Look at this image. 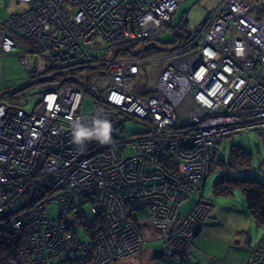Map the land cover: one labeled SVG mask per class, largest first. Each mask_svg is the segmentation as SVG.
Here are the masks:
<instances>
[{
  "label": "built area",
  "instance_id": "1",
  "mask_svg": "<svg viewBox=\"0 0 264 264\" xmlns=\"http://www.w3.org/2000/svg\"><path fill=\"white\" fill-rule=\"evenodd\" d=\"M14 1L10 13L0 17V54L18 50L20 62L34 68L38 58L33 55L31 62L26 51L42 52L43 71H52L44 79L56 76L29 111L23 109L26 98L10 105L0 101V229L10 225L27 239L15 264L23 255L25 264H53L56 257L90 252L92 243L77 237L85 215L81 204L90 207L96 249L103 244L125 258L122 244L133 245L140 234L130 219L112 225L116 217L110 215L117 212L108 208L128 187L126 175L135 172V193L146 179L152 195L164 179L166 188L173 184L168 190L172 198L183 194L177 204L168 202L172 216L163 218L147 208L144 218L167 226L162 233L170 232L165 251L179 256L204 222L200 214L207 203L198 201L185 212L180 206L192 187L202 188L222 137L255 131L264 143V11L250 0H220L204 22L189 28L183 27L184 15L172 24L179 0ZM176 29L186 35L184 53L171 49L173 58L150 73L152 93L137 94L133 79L142 63L115 56L114 48ZM13 33L27 38L25 48L17 49ZM30 33H36L33 42ZM107 48L113 55L101 58L102 70L75 73L93 69L89 56L99 59ZM93 92L108 106L84 114L83 100ZM131 113L148 122V133L140 129L129 136L122 131L124 120L134 119ZM94 117L110 121L111 143L75 145L74 123L91 126ZM239 121L249 123L241 126ZM168 145L170 154L162 150ZM129 147L133 152H127ZM154 156L162 162L159 173H153ZM50 203L56 205L54 216L45 211ZM123 213L130 216L131 211ZM138 239L141 248L142 237ZM244 264H264V236Z\"/></svg>",
  "mask_w": 264,
  "mask_h": 264
},
{
  "label": "rangeland",
  "instance_id": "2",
  "mask_svg": "<svg viewBox=\"0 0 264 264\" xmlns=\"http://www.w3.org/2000/svg\"><path fill=\"white\" fill-rule=\"evenodd\" d=\"M0 1H1L0 17L5 18L10 13V11L15 7V2L14 0H0ZM219 1L220 0H179L178 9L172 15V24H176L180 19L181 14L186 12L187 21L186 23L183 22L184 24V25L182 24L183 27L188 26L190 28L196 26L205 21L206 17L211 14V12L215 9ZM250 1H252V3L254 4L256 3L258 5V9L264 11V0H250ZM254 7L255 6H253L252 8L253 10ZM1 30H3V26L0 24V31ZM178 33L181 34L180 41L178 42L179 44L175 47V49H173V51L175 50L180 54L184 53V43H185L184 36L186 35L184 34L183 30L179 31L176 29L170 32H164L158 34L155 38L157 42L156 44H158L161 48L166 49L170 46L169 43L176 39ZM12 36L14 37V35ZM28 37L32 40V42L35 41V39L37 38L36 33H30ZM21 40L18 43L19 47L17 49L25 48L23 44L26 41H24V39ZM34 44L37 47L39 46L38 45L39 43H34ZM126 44L128 43L124 42V44L120 45L121 46L120 48H122V46H126ZM140 44H141V39H140ZM154 48L148 51L145 49H141L139 53L133 56L134 58L139 60V63H142L141 68L138 69V72L134 76L133 80L135 84H140L139 80L146 81L148 85L155 83V80L151 78L150 73L154 72V70L158 65L163 67L165 63L167 64V62L173 58L170 55L172 52L171 49L168 50L169 52V56H168V54L166 53L167 51L165 50L160 51ZM191 50L190 52H193V48ZM119 52L122 51L119 50ZM41 53L42 52H34L33 54L32 52H29V50L26 51V54L29 56L31 62H33L32 61L33 55H36L38 58L37 63L35 62L36 64L33 62V64L36 66V70L29 67V69H32L31 78L32 79L39 77L43 78V80L41 79L34 80V82L35 81H40V82H37L32 85L30 84L31 81H30V73L28 72V65L25 63L22 64L20 62L19 56L17 55L16 51L0 54V83L2 84L5 83L6 87L10 89L18 87L19 85L20 86L26 84L30 85L13 94L15 98L13 101L11 100L12 104H14L15 102L17 104L22 98L25 97L27 99L26 100L27 102L23 105V109L26 111H29L33 108L35 103L39 100L41 93L43 89L46 87V85L49 82L50 83H53V81L55 82L54 78H52V80L44 79L46 74H51L52 71L51 69L43 71L45 69L43 67L45 66V60L42 57ZM112 53L113 52L111 48L110 49L107 48L99 59H95L89 56L90 58L93 59L90 60V62H94V64L91 65L94 66V68L91 69V67L89 68L84 67L85 69H79L75 73L83 76V73L90 74V72L95 69L102 70L103 68L100 67V63H99L101 58L103 56L113 55ZM140 53L144 55H141ZM160 56H163V60L159 58ZM34 72L38 74L36 75ZM33 75L36 76L32 77ZM47 80H49V82ZM93 83L95 82L94 81L90 82L91 85ZM131 85L132 83L129 82L128 87L131 88ZM91 97H96L98 101H103V99L100 96H97L94 92L91 94ZM102 103L103 105L101 106V108L104 106L103 109H105V107L108 105L104 101ZM83 110L85 113L96 111L93 100L91 98L89 97L84 98ZM130 117L134 119L124 120L123 123L124 127L122 131L127 134L129 133L132 134L137 132V130L141 127L143 120L138 115L133 113H131ZM247 123L249 122L243 121L240 122V124L238 125L242 126V125H246ZM150 124L152 125V123ZM233 131H239V129ZM118 132L120 133V131ZM188 135L189 134H186V137H188ZM259 136L260 135H258L257 132L255 131H249L246 135H240L238 133H235L229 136H223L218 144L217 157L216 159L211 161V164H213L219 159L226 160L231 145L239 146L243 150L250 152L251 155V164H250L251 167L249 168V170L241 172L240 176H249L264 183V144ZM189 137L191 140L194 139L192 136ZM205 141L206 140L202 142V145L203 143H205ZM171 148L172 146L168 145L164 147L162 150L165 151L166 154H170ZM156 158H157L156 156H154V159L152 158L154 165L157 167L153 173H159L158 168L160 163H162L158 158L157 159ZM129 174L131 175H126L125 177L126 181H124L125 184H127L128 186L124 190L125 192H123L120 199L117 201L116 205H114L113 207L109 206L108 208V209L114 208V211L117 212L116 216L114 214L110 215V217L113 218L116 217V219H113L114 221L112 225L122 224L127 219L128 220L130 219L128 214L123 212H129V210L131 211V214L134 212V209H136L138 205L137 206L130 205V203L132 202L133 203L141 202L143 207L147 206L148 208H150V210L154 211L155 214H158L163 218H167L168 215L172 216L170 211H168L166 207L167 205H169L168 202L172 199L174 203L177 204L183 195L182 193H177L172 198V195L168 190L173 189V184L172 186L166 188L165 185L166 183L165 180L163 179L164 181L161 180L160 184L158 185L160 190L157 192H153L152 195H150L151 193L147 191L148 184H146V179H144V181H140L138 183V192L135 193L133 191L132 184H134L137 181L139 177V172H135L133 174L129 173ZM216 176H217L216 170H211L206 178V184L203 193H204V197L207 198L211 204L208 203L205 204V208H203L204 211L203 213L200 214V218L202 222L203 221L205 222L209 218L210 219L208 220L209 223L203 226L200 237L193 242L194 246L192 245L193 246L192 250L196 251L195 247L199 248L196 261L199 260L200 254L203 257H205L204 256L205 254L206 257L209 256L213 258L211 261V263L213 264H242L243 260L250 255L253 245L257 243L262 236H264V224L260 226H257L255 224L247 209L245 197L240 188L233 187L232 191L227 194L215 193L214 182ZM131 194H134L135 197L129 198ZM191 202L192 201L186 202L184 204V208L190 205ZM156 203L158 206L156 205ZM119 204H121V209L123 212L121 210H118ZM45 211L54 215V213L56 212V205L54 203L48 204L46 206ZM108 211L113 213V211L110 210ZM194 211H197V208ZM210 212H211V216H210ZM144 223L146 227L145 232L149 233L150 236H154V237H159L160 235H162L163 230L167 227L166 225H162L160 223H155V222L153 223L144 222ZM184 223L187 224L185 220L182 224ZM1 229L0 231H2ZM91 229L93 230V228ZM169 233L170 232L166 233L165 235L163 234L161 236L164 241L163 243L164 246L166 245L165 243L169 244V239H168ZM138 238L140 237L137 236L135 237V241L133 245L122 244V247L125 248L124 250L125 252L123 251L125 258L129 259L131 257L138 256L142 252L140 248L141 241ZM153 241H150L148 244L154 246L159 245V241H155V242ZM142 242H143V238H142ZM189 245L190 243L186 246V248ZM32 246L35 247V244L31 245L30 247L31 249L33 248ZM86 246L89 247L88 244H86ZM93 251H94L93 255L91 254L90 257L87 259L89 262H91V264H112L114 260L116 261L118 260V258L121 257V256L117 257V255L111 249H108L103 244L99 245L97 249L94 245ZM51 252H55V251H51ZM22 254L25 253L23 252ZM17 260H18V255L16 258V262ZM19 260H20V264H25L26 263L25 255H23V258L19 257ZM108 260L109 262L106 263ZM28 263H32V262L28 261Z\"/></svg>",
  "mask_w": 264,
  "mask_h": 264
},
{
  "label": "trees",
  "instance_id": "3",
  "mask_svg": "<svg viewBox=\"0 0 264 264\" xmlns=\"http://www.w3.org/2000/svg\"><path fill=\"white\" fill-rule=\"evenodd\" d=\"M180 36L181 34L178 33L176 39L170 42L169 43L170 46L166 49L161 48L158 44H156L157 42L155 38H148V39H142L141 44H140V40H134L132 42H128V44H126V46H122V48H120L121 46L116 47L113 52L115 53V56L133 57L135 56V54L139 53L141 49H145L148 51L155 47L156 49L160 51H164V50L168 51L169 49H175V47L179 44L178 42L180 41ZM119 50H121L122 52H119ZM99 54L102 55V53L100 52ZM141 55H144V54H141ZM33 69L36 70V67H34ZM28 72L30 73V81H31L30 84L31 85L37 82H40V81L34 82V79L31 78L32 69L28 68ZM35 74L37 75L38 73H35ZM36 75H33L32 77H35ZM55 77L56 76L53 75V76H50L48 79L52 80V78H55ZM49 80L47 81L49 82ZM49 84L50 82L46 85L45 88H48ZM28 86L30 85L26 84V85L19 86L18 88L14 89L13 92H8L7 95L9 96V98H15L13 94H15L16 92ZM133 88H134V91L137 92V94L142 95V96L149 95L153 91V85H148L146 81H141L140 84H133ZM89 98L93 100L96 111H100L101 109L103 110L104 106L101 108V106L103 105L102 103L103 101H98L96 97L89 96ZM94 112H89V113H94ZM89 113L84 112V114H89ZM147 125H148V122L142 121V125L138 129L137 132H139L141 129L140 131L141 134L148 133V132H144L145 130H147ZM137 132L132 133V134L134 135ZM132 134L126 133V135H129V136ZM127 152L128 153L133 152L132 148L129 147L127 149ZM216 157H217V151H216ZM250 164H251L250 152L243 150L239 146L231 145L229 148L227 159L226 160L219 159L213 164H210L208 174L211 170H216L217 176L214 182L215 183L214 184L215 193L227 194L232 191L233 187L240 188L244 194L246 206H247V209L253 221L255 222L257 226H260L264 224V183L262 181L256 180L255 178H252L249 176H240L241 172L249 170V168L251 167ZM206 178H204L203 180V185L201 189H195L194 187H192V190L187 195V198L182 202L180 206L181 212L187 211L190 207L194 206L195 203H197L198 201H203V202L205 201L206 203L211 204L208 201V199L204 197V193H203L204 187L206 184ZM149 179H152V182H155V180L152 177H150ZM189 201H192V202L190 203V205L184 208V204ZM81 206L80 207L85 212V215L79 221L80 223H79L78 230H77L78 241L83 242V243H93L94 236L91 233V228H90L91 221L89 220L91 218L92 213L90 211V207L87 204H81ZM147 208H148L147 206L143 207L141 203L137 206L136 209H134V212L130 214L129 216L133 225L137 228L140 234V237L143 238V242L141 245V251L144 249L146 241L150 239V237L148 238L149 233L145 232L146 227L144 225L145 224L144 222L149 223L147 219H144L150 213L149 209ZM211 212H212V209H211ZM211 212H210V216H211ZM48 215L54 216L51 213H48ZM208 220H206L200 225V228L197 230L195 235L189 241L190 243L189 246H192L193 242L197 238L200 237L203 226L209 223ZM1 230L2 231H0V264H15L16 258L18 255L17 253L21 248H23L27 244V239L24 237L21 231H18L17 229H13L11 228V226L4 227ZM162 235L157 237V240H156V241H159V245L158 246L153 245V248L155 251L160 250L161 258H164V259L166 258V260H174L180 264H200L201 263V262H196V261L195 262L189 261L187 260L188 258L186 259L187 249L189 246L185 250H183L179 256H172L170 254H167L165 251V246L163 244L164 241L161 237ZM262 237L258 240V242L262 239ZM257 243L253 245L250 255L246 259L243 260L242 264H244L246 260L250 259L253 256V253H255L256 251ZM195 248H197L196 250H199L198 247H195ZM93 250H94V244H92L90 247V255L91 254L93 255L94 253ZM90 255L86 259L80 255V252H77L73 258H69V259L68 258L66 259L63 257H56L53 260V264H91V262L87 260L90 257ZM125 260H128V258L120 257L118 258V260L116 261L114 260L112 264H115L119 261H125ZM208 260H209V263H208ZM211 261L212 260H210L209 258L205 259L204 264L206 263L213 264L211 263Z\"/></svg>",
  "mask_w": 264,
  "mask_h": 264
},
{
  "label": "crops",
  "instance_id": "4",
  "mask_svg": "<svg viewBox=\"0 0 264 264\" xmlns=\"http://www.w3.org/2000/svg\"><path fill=\"white\" fill-rule=\"evenodd\" d=\"M12 35H14V38L17 41V43H19V41L21 39H24V41H27L26 37H24V36H22V35H20L18 33H13ZM21 43H22V40H21ZM25 45H26V42L23 44V46L25 47ZM16 53H17V50H16ZM18 87L10 89V88L6 87L5 83L4 84L0 83V101L6 103L7 105L12 104V101L14 100V98H9V96L7 94H8V92H13V90L18 88ZM14 104H16V102ZM149 237H150V239L147 240L148 242L146 241L144 249L142 250V252L138 256L131 257L128 260H125V261H119V262H117L115 264H180V263H178V262H176L174 260H166V258L165 259L161 258L160 250L155 251L154 248H153V245L148 244L150 241H153V240L156 241L157 237L150 236V235L148 236V238ZM151 237H153V238H151ZM198 251L199 250L193 251L192 250V246H189L188 249H187V257H186V259L188 258L187 260L195 262L197 260L196 257L198 255ZM204 256L205 257L200 256L199 260L196 261V262H201L200 264H204L205 259H208V257H209V256L206 257L205 254H204ZM209 259L212 260L213 258L209 257Z\"/></svg>",
  "mask_w": 264,
  "mask_h": 264
},
{
  "label": "clouds",
  "instance_id": "5",
  "mask_svg": "<svg viewBox=\"0 0 264 264\" xmlns=\"http://www.w3.org/2000/svg\"><path fill=\"white\" fill-rule=\"evenodd\" d=\"M112 125L107 119L94 117L91 126H85L79 121L72 128V141L75 145L83 148L85 142L95 140L101 145L111 143Z\"/></svg>",
  "mask_w": 264,
  "mask_h": 264
},
{
  "label": "bare ground",
  "instance_id": "6",
  "mask_svg": "<svg viewBox=\"0 0 264 264\" xmlns=\"http://www.w3.org/2000/svg\"><path fill=\"white\" fill-rule=\"evenodd\" d=\"M2 102V101H1ZM5 105H6V103H5ZM90 255V252L89 251H87L84 255H83V258H87L88 256Z\"/></svg>",
  "mask_w": 264,
  "mask_h": 264
},
{
  "label": "flooded vegetation",
  "instance_id": "7",
  "mask_svg": "<svg viewBox=\"0 0 264 264\" xmlns=\"http://www.w3.org/2000/svg\"><path fill=\"white\" fill-rule=\"evenodd\" d=\"M177 8H178V5H177V7H176V10H177ZM176 10H175V11H176ZM181 15H182V14H181ZM183 15L186 16V12H184Z\"/></svg>",
  "mask_w": 264,
  "mask_h": 264
}]
</instances>
